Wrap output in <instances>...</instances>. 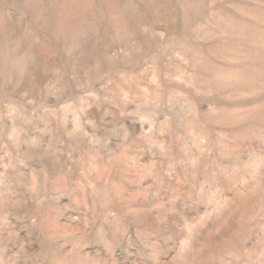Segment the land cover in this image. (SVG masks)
Masks as SVG:
<instances>
[{
	"label": "rangeland",
	"instance_id": "rangeland-1",
	"mask_svg": "<svg viewBox=\"0 0 264 264\" xmlns=\"http://www.w3.org/2000/svg\"><path fill=\"white\" fill-rule=\"evenodd\" d=\"M0 264H264V0H0Z\"/></svg>",
	"mask_w": 264,
	"mask_h": 264
}]
</instances>
